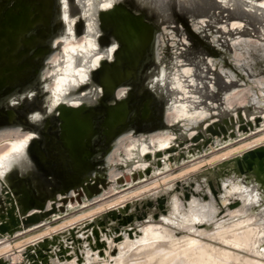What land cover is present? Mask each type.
<instances>
[{
    "label": "rangeland",
    "instance_id": "rangeland-1",
    "mask_svg": "<svg viewBox=\"0 0 264 264\" xmlns=\"http://www.w3.org/2000/svg\"><path fill=\"white\" fill-rule=\"evenodd\" d=\"M78 1L80 7L86 5V8L71 11L67 3L64 7V22L68 28L66 48L50 74L54 82L50 88L54 103L63 96L80 98L76 95L80 82L89 77L98 58L103 55L109 58L115 47L114 41L103 46L97 43L99 30L95 17V12L114 0ZM259 1L178 0L181 9L190 7V13L182 12V20L176 17L157 29L159 39L154 51L159 59L150 60L149 68L142 71L144 88L154 78L150 85L153 90L162 88L165 94H172V100L164 110L170 122L167 136L159 139L146 137L126 151L124 155L127 158L133 156L138 167L136 179L121 185L132 183L130 186L111 192L109 189L100 195L101 200L88 198L82 203L68 202L67 211L71 210L63 212L59 218L58 213L54 214L53 219H57L53 222L33 229L20 226L18 232L0 236V255H3L0 259L5 256L8 259L10 254L22 251L14 264H73L74 261L75 264H106L113 253H117L115 246L137 240L143 229L153 226L162 238L158 242H146L143 244L145 248L175 240V243L182 242L186 237H192L240 257H249L254 264H264V183L242 175L233 166V160L241 156L234 151L246 145L260 144L258 142L264 139V6ZM147 2L161 4L162 10L171 16L176 12L173 0ZM77 19L84 21L79 35L75 34L73 27ZM213 51L223 52L218 59L215 56L208 58ZM157 76L163 80L160 86ZM90 86L86 93H89ZM124 88L125 85L122 91ZM241 108L242 113L237 112ZM142 109H138L141 120L147 115H143ZM233 114H236V120L232 118ZM224 117L233 126L232 130L221 120ZM207 125L219 129L221 136L207 134L204 131ZM197 130L203 137L197 143L189 142L194 135L199 137ZM13 145L17 148L11 146L0 150V157L12 150L8 156L10 163L18 164L20 168L28 166L24 157L25 145ZM106 149H100L94 163L99 171L103 169ZM152 149L155 150L154 157L150 155ZM129 164L124 163L123 168ZM143 168L147 169L144 177ZM47 183L49 186V180ZM1 189L0 185V208L4 210L5 197ZM239 191L251 196V204L236 196ZM120 200L122 205H114ZM115 211L117 215L110 217L109 214ZM50 216L44 221L48 222ZM251 218L253 222L248 223L246 220ZM249 226L258 232L253 253L217 238L218 232L225 229L237 233ZM53 228L55 232L47 234L54 231ZM98 239L102 244L99 254L88 257L86 253L97 252ZM136 248L125 250L124 264L143 261V255L131 257ZM106 252L108 259H101L100 253L105 257ZM29 254H33V258H29ZM4 264L10 263L5 261Z\"/></svg>",
    "mask_w": 264,
    "mask_h": 264
},
{
    "label": "water",
    "instance_id": "water-1",
    "mask_svg": "<svg viewBox=\"0 0 264 264\" xmlns=\"http://www.w3.org/2000/svg\"><path fill=\"white\" fill-rule=\"evenodd\" d=\"M147 1L120 0L119 4L126 7L130 14L120 9L116 11L117 15L114 11V15L95 12L96 25L104 30L101 40H106L107 44L111 41L117 42L119 47L112 60L106 55L107 58L99 69L92 71L91 86L85 96L91 103L79 108L62 106L56 115L35 122L31 120L29 110L38 109L41 112L45 110L39 88V75L45 57L52 51L49 40L55 32L64 27L60 21L55 20L59 0H0V128L19 123L38 134L27 153L31 166L23 169L24 176H12L11 193L5 191L0 182L1 193L5 197V209L0 208V212H4L0 213V236L6 237L18 232L21 222L14 225L13 221H25L31 216L36 217V221L33 222V226L24 229H33L53 222L63 212L71 210L67 211L69 199L79 196L80 193L86 196V201L88 198L93 201L101 200L98 195H89L79 183L87 179L86 185L96 190L99 184L109 182L104 160L114 137L126 129L142 132L167 127L163 112L171 102L172 94L169 92L165 94L162 88L153 90L150 85L153 84L154 78L149 86L144 88L142 71L149 68L150 60H155L150 55L149 48V41L155 30L176 17L182 20V12L190 13V7L181 9L178 0H173L174 11L177 13L171 16L162 10L161 4ZM78 2L68 0V8L71 11L86 8V5L80 7ZM135 10L139 12L138 15H135ZM80 22L83 24L84 21ZM192 30L198 34L193 27ZM222 52L213 51L208 58L219 56ZM157 78L160 86L163 80L159 76ZM121 84L127 87V92L125 96L117 98L115 89ZM100 86L102 92H99ZM28 87L39 89L32 98L26 97L22 103L11 106L9 99L24 92ZM76 92V95L81 96L82 92ZM199 96L201 98V95ZM140 107L143 108V115L147 114L143 120L139 119L138 115ZM238 111L242 113V108ZM207 129V132L204 130L207 134L214 129L218 131V137L221 136L219 129L209 126ZM224 132L226 133V130ZM196 134L200 135L199 137L194 135L193 139L197 138L200 141L203 134L198 130ZM100 149H106L102 171L97 170L94 165ZM157 155L159 156V153ZM233 161L236 164L235 171L239 170L241 173L243 164H246L252 170L244 175L255 171L264 175V145L247 151ZM146 170L142 173L143 177ZM91 171L100 175H97V178L89 177ZM128 186L124 185L121 189ZM72 189L76 193L73 196L70 195ZM12 193L16 201L13 200ZM57 193L60 195L59 201L56 198ZM47 197L52 199L50 211H56L58 217L53 219V215L56 214L54 213L49 221L45 222L43 218L48 212L38 205L36 199L44 200ZM19 200L24 209L17 215ZM79 201L81 202V199ZM8 204L12 206L8 207ZM29 210L33 213L30 216ZM114 215L116 216L117 212L109 214L110 217ZM98 243L99 241L97 247ZM4 262L0 259V264Z\"/></svg>",
    "mask_w": 264,
    "mask_h": 264
},
{
    "label": "bare ground",
    "instance_id": "bare-ground-1",
    "mask_svg": "<svg viewBox=\"0 0 264 264\" xmlns=\"http://www.w3.org/2000/svg\"><path fill=\"white\" fill-rule=\"evenodd\" d=\"M65 3L68 4V0H59V6H58L59 8H58V12H57L58 14L56 15V19H55L57 22L60 21L62 26H64V27H63V29L58 30L57 33L55 32L54 35L49 40L52 51L50 52V54H48L45 57V61H44L43 67H42V71L39 75V85H40L39 88H40V91L42 93V103H43V107L45 110H44V112H41L38 109L29 110L31 120H33L35 122L42 121L46 117H51V116L56 115L58 113L59 109L65 105L73 107V108H79V107H82L85 105H89L91 102L85 96L87 94L86 92L88 91V86L91 85L90 83H91V78H92V71L99 69V67L104 63L103 61L106 57L104 55L99 57L98 60L96 61V63L93 65L91 72H90L91 74L89 75V77H86V79L84 81L80 82V86L77 89V91L82 92L80 98L72 99V98H68V97L63 96L60 98V100L57 103L53 102L54 98H52V96H51L50 88L52 87L54 82H53V78L50 76V74L56 68L55 63H56L57 58L63 54V52L66 48L65 42H66V39L68 36V31H67L68 28L66 27L65 22H64ZM119 3H120V0H114L111 3H108L103 8H101L99 12L117 15L116 11L118 9H120L123 12L130 14V12L126 9V7H123ZM259 3L262 6H264V1L260 0ZM127 8H129V7H127ZM134 12H135V15L139 14V12H137L136 10ZM80 21H81L80 19H77L74 22V26H73L74 32L77 35H79L80 29H81V22ZM98 30H99V35L97 38V43H99L101 46L107 45L106 40L105 41L101 40L102 37L104 36L103 28L99 27ZM158 39H159L158 33H157V30H155V32L153 33V35L151 36L150 41H149V43H150V47H149L150 48V55L152 57H154V59H157L159 57V55H158V57L156 58V52L154 51V47H156L155 45L158 42ZM114 44H115V47L113 48V50L111 52V56L109 57L110 60L113 59L114 53L116 52V50L119 47V44L117 42H115ZM91 49H89V50H91ZM159 50H161V49L159 48ZM215 58L218 59L219 56H215ZM68 85H66V86H68ZM123 86H124V84H121L115 89V96L117 98H121L122 96L126 95L127 87L124 88V91H122ZM38 89L32 88V87L26 88L24 92L18 94L17 96L11 97L9 99V104L11 106H16V104L22 103L26 97L32 98L36 94V90H38ZM65 90H66V88H65ZM99 92H102L101 86L99 87ZM164 113L165 112H163V118H164L165 123L167 125L166 128H159V129L154 128L152 130H147V131H142V132H135L133 129H126L123 132H121L120 134H118L116 137H114L112 144H111V147L108 149V151L105 154V160H104L105 171L107 174L106 177L109 180L108 183L99 184L98 188L95 190L93 188L90 189L89 186L86 185L87 179H84V180H82V182L79 183V186L84 187L89 195L93 194V195H98L100 197V195L102 194L101 192H103V194H104L109 189H110L109 192H111L115 189L120 188L121 185L129 182L131 179H136L138 174L135 176L133 175L138 170V167L136 166V161L133 159V156L130 158H127L124 154L133 144H135L138 141H142L146 137H153V138L159 139V138H163V137L167 136V134L169 132L168 128L170 127V122L168 121V118L165 116ZM232 117L236 120V114H233ZM221 120L227 122L230 130L233 129V126L227 121L226 117L221 118ZM207 127L208 126L205 127L206 132L208 130ZM217 133H218L217 130L211 129L209 134L212 136L213 135L217 136L218 135ZM37 137H38V134L35 130L27 128L24 125L19 124V123L0 128V150L5 149V148H12V147L17 148V146L13 145L14 143L19 144L18 147L21 145V143H23L25 145V149H24L25 156L24 157L27 159L28 164H29L28 166L23 167V168H20L18 166V164H11L9 159H8V156H10L13 153L12 150L8 151L7 153H5L4 155H2L0 157V182H1L2 186L4 187L5 191H8L11 193V191L13 189L12 183H11L12 182L11 179H12L13 175L24 176L23 169L29 168L31 166V164L29 163V160H28L29 158H28L27 153H28V149L30 147V144ZM191 141L198 142L199 139H197V138L191 139ZM263 141H264V139L260 140V142H258L260 144L255 143L256 145H254V146H252V145L244 146L243 145L244 147H242V146H241L242 148L239 147L240 148L239 150L236 148L237 151H234V153L241 154V156H242V155L247 153V150L250 147L257 148L259 146H263L264 145ZM249 144H251V143H249ZM236 149H234V150H236ZM153 151H155V150L152 149V151L150 153L151 157L152 156L154 157ZM239 151H243V152H239ZM150 155H148L149 158H150ZM225 156H226V154H225ZM227 156H229V155H227ZM12 157H13V155H12ZM127 162L131 163V165L129 164L125 168H123L124 163L126 164ZM212 163H213V161H212ZM234 165H236V164L233 163V166ZM147 168H149V167L147 166ZM143 169L145 170L146 168H143ZM250 170H252V169H249L246 164H243V169H242L241 174L244 175V174L250 172ZM97 175H100V174H98L95 171H91L88 174L89 177H93V178H97ZM130 175H132V177ZM141 175L142 174H140L139 177H141ZM247 176L255 178L260 183H264V175L260 174L257 171L252 172ZM122 177H124V178L122 179ZM75 194H76L75 191L72 189L70 195L73 196ZM11 195L13 196V200L16 201L14 194L12 193ZM236 196L240 197L241 200H245L247 204L248 203L251 204V201H252L251 196L247 192L239 191L236 193ZM248 197H249V199H248ZM56 198L59 201L60 195L58 193L56 194ZM80 199H81V203L84 201L86 202V196L83 195L82 193H80V195L76 196L75 198H70L68 202L69 203H76V202L80 203V201H79ZM51 200H52L51 197H47L44 200L36 199V201L39 203L38 205L42 209L46 210L45 212H48V213H46V217L43 218L44 220L47 218V216H50V214L56 213V211H54V210L50 211V208L52 206ZM17 202H19V203H17V208H16V210H17L16 214L18 215L19 211H22L24 209V207L21 205L20 200ZM121 202H122L121 200L118 202L116 201V203H114V205H116L118 207L119 205H122ZM11 206H12V204H10L8 207H11ZM116 206H114V208ZM245 208L246 207H244V209ZM108 209H109V207H108ZM236 213H240V212H236ZM32 214H33L32 211L29 210V216ZM89 215H90V213H89ZM91 216H92V214H91ZM203 218H205V217H203ZM36 219H37L36 217L31 216L29 218H26L25 221H21V220L20 221H13V224L16 225L17 222H21L20 226L29 227V226L33 225V222L36 221ZM197 220L199 221V219H197ZM253 220L254 219L251 218V219H248L246 221L248 223H252ZM199 222L201 223V221H199ZM242 225H241V227H242ZM59 227H62V226H59ZM55 228H53L54 231L52 230V231L48 232L47 234L55 232ZM57 228H58V226H57ZM153 228H154L153 226H149V227L143 229L141 232V236L138 237V239L133 241V242H131V241L129 243L123 242V243H120L119 245L115 246L114 248H116L117 253H113L112 258L109 259V261L106 264H121L122 262L124 264L125 252H126L125 250L129 249L130 247H131V249H134L137 247L134 250L135 254L133 253L131 255V257L135 258V257H138L140 255H143V261L137 262V263L131 262L129 264H254L249 257H240V256L233 254V253H230L226 250H223L220 248L219 249L215 248L209 244L202 242L201 240L194 239L192 237H188V238L186 237L182 242L180 241V242L175 243V241H176L175 240L174 242H170L167 244L158 243L155 246H152V247L149 246V247L145 248V247H143V244H145L146 242H149V241L158 242L162 238L158 233H156L154 231ZM188 230H189V228H188ZM1 233L4 234L5 232H1ZM257 233H258L257 229L255 227H251V226H249L246 230H243L242 232H237V233H230L229 228H228V229H225L223 231L218 232L217 238L219 240H222L223 242H225L227 244L242 248V249L246 250L248 253L249 252L253 253L255 248H256V241H257L256 239L258 238ZM44 235H46V234H43L42 236H44ZM206 235H204V236H206ZM262 235H263V239H264V230H263ZM98 241H99V239H98ZM101 248H102V244L98 243L97 252H95V251L94 252H88L86 254L88 257H91V256L93 257L94 255L99 254V250ZM5 250H8V248ZM129 251H131V250L129 249ZM8 252H11V250ZM8 252H6V253L9 254ZM21 255H22V253H21V251H19V252L10 254L8 259L6 256L1 258V259L4 261H9L10 264H14L15 262H17L20 259ZM0 256L2 257L3 255H0ZM37 256H40V255H37ZM29 257L33 258V254H29ZM131 257H130V259H131ZM100 258L107 260L108 259V253L106 252L105 257H102V255L100 253ZM127 259H128V257H127ZM94 260L97 261L98 259L95 258ZM75 263L76 262L74 261L73 264H75Z\"/></svg>",
    "mask_w": 264,
    "mask_h": 264
}]
</instances>
